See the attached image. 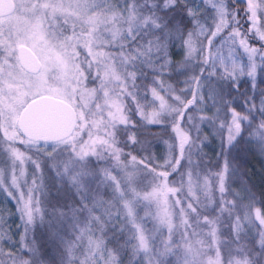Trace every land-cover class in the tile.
I'll return each instance as SVG.
<instances>
[{
  "label": "snow or ice",
  "instance_id": "6c2138e0",
  "mask_svg": "<svg viewBox=\"0 0 264 264\" xmlns=\"http://www.w3.org/2000/svg\"><path fill=\"white\" fill-rule=\"evenodd\" d=\"M0 264H264V0H0Z\"/></svg>",
  "mask_w": 264,
  "mask_h": 264
}]
</instances>
